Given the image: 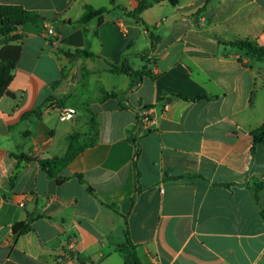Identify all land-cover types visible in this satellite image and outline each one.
Segmentation results:
<instances>
[{
	"label": "crops",
	"instance_id": "obj_1",
	"mask_svg": "<svg viewBox=\"0 0 264 264\" xmlns=\"http://www.w3.org/2000/svg\"><path fill=\"white\" fill-rule=\"evenodd\" d=\"M103 1L0 0L47 17L17 31L21 57L0 98V264H125L127 236L140 264H264V145L252 153L251 136L264 124V59L213 38L264 45V0L203 11L204 0H147V54L137 2ZM86 6L110 10L81 24ZM124 61L150 77L130 90L110 71ZM101 90L125 95L99 103ZM60 107L76 113L61 121ZM143 110L153 123L138 128ZM75 135L93 146L58 184L37 160L65 158ZM18 224L31 230L15 235Z\"/></svg>",
	"mask_w": 264,
	"mask_h": 264
},
{
	"label": "trees",
	"instance_id": "obj_2",
	"mask_svg": "<svg viewBox=\"0 0 264 264\" xmlns=\"http://www.w3.org/2000/svg\"><path fill=\"white\" fill-rule=\"evenodd\" d=\"M137 2V8L134 12L130 13V16L134 18L137 22H140L145 29L149 32L151 38V47L145 54L149 51L155 49V44L157 38L148 28L147 24L142 20L141 14L148 9L149 4L147 0H135ZM215 0H204L203 7L201 11L205 10L209 5H211ZM109 6H115V0H109ZM110 7H102L95 9L92 6H86L84 13L81 16L79 23L87 24L93 19L97 18L99 23L102 22L103 16L109 12ZM47 17L39 14L35 11H28L20 6L15 5H2L0 4V40L2 41V47L0 48V98L6 92L10 82L12 81L16 73V65L21 57L22 49L18 43L22 40V36L17 34V31L26 25L37 26L43 23L44 19ZM219 44L224 46H229L237 49L238 51L245 52L248 56L262 60L264 59V45H259L255 40L246 38H237L234 40H224L223 38L214 36L213 37ZM87 57H93L94 54L89 51H79L77 52ZM112 73L124 74L130 77L131 83L129 89H133L144 77H150V72L146 69L134 70L127 61H124L120 66L112 65L110 68ZM125 95L118 94L116 92H108L106 90H101L100 95L97 99L99 103H103L109 99H120ZM176 98L183 99L185 101H199L208 99L207 96L196 97V98H185L183 96H175ZM93 124L95 122L93 120ZM141 124V113L137 119V126L140 127ZM251 136L253 138L252 153L259 145H264V124L252 131ZM79 136H69L68 142L70 144L68 155L61 158H52L50 160H37L41 168L46 172L48 177L55 178L57 183L60 184L64 179L58 178V171L66 167L79 153L83 152L85 149L93 146L92 142L86 144L78 143ZM138 156V152L136 157ZM22 159L31 160L28 157H21ZM81 179V176H78ZM227 186V185H223ZM256 194L259 191L264 190V181L255 185ZM90 193L94 191L89 188ZM257 197V196H256ZM15 235H22L31 230L30 224H18L14 227ZM125 243L120 245L118 248L125 256V264H140L137 253L136 246L132 244L129 237H126Z\"/></svg>",
	"mask_w": 264,
	"mask_h": 264
},
{
	"label": "built area",
	"instance_id": "obj_3",
	"mask_svg": "<svg viewBox=\"0 0 264 264\" xmlns=\"http://www.w3.org/2000/svg\"><path fill=\"white\" fill-rule=\"evenodd\" d=\"M45 36L48 37L51 40V44L57 46L60 38H61V34L59 31H57L54 28H48L47 31L45 32ZM57 112L59 114V118L61 121H69L73 118V116L75 115L76 111L73 108H65V107H60L57 108ZM153 123V120L151 118V113L149 110H143L141 112V124H140V128H142L145 125H150Z\"/></svg>",
	"mask_w": 264,
	"mask_h": 264
},
{
	"label": "rangeland",
	"instance_id": "obj_4",
	"mask_svg": "<svg viewBox=\"0 0 264 264\" xmlns=\"http://www.w3.org/2000/svg\"><path fill=\"white\" fill-rule=\"evenodd\" d=\"M103 3L105 4L106 3V0L105 1H103ZM145 21L147 22V20L145 19ZM193 21H195V17L193 18V20H192V23H193ZM148 23V22H147ZM1 42V41H0ZM145 47H146V45H145V41H144V39H143V37L138 41V43H137V49L138 50H143V49H145ZM263 191V190H262ZM262 191H259V192H257V194H256V199L258 200V202H261V192ZM255 192H256V190H255ZM262 212H263V214H264V210H262Z\"/></svg>",
	"mask_w": 264,
	"mask_h": 264
},
{
	"label": "water",
	"instance_id": "obj_5",
	"mask_svg": "<svg viewBox=\"0 0 264 264\" xmlns=\"http://www.w3.org/2000/svg\"><path fill=\"white\" fill-rule=\"evenodd\" d=\"M170 99H168V101H169Z\"/></svg>",
	"mask_w": 264,
	"mask_h": 264
}]
</instances>
